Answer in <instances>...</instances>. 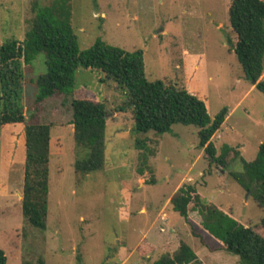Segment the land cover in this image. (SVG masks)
<instances>
[{"label": "rangeland", "instance_id": "374dc122", "mask_svg": "<svg viewBox=\"0 0 264 264\" xmlns=\"http://www.w3.org/2000/svg\"><path fill=\"white\" fill-rule=\"evenodd\" d=\"M67 1L80 51L100 39L127 52H143L149 81L161 80L198 95L211 120L223 108L228 110L212 138L217 154L227 145L246 162L255 158L264 144V96L245 79L229 45L230 39L235 41L228 22L230 0ZM50 2L0 0V44L21 42L33 4L44 7ZM23 69L21 105L28 123L52 125V148L59 152L50 159L46 229L30 227L20 207L21 132L0 127V250L7 264H37L40 258L45 264H151L173 253L183 240L203 264H237V257L172 211L170 199L180 187L194 186L232 222L261 231L263 211L227 175L241 172L240 162L224 173L209 165L193 126L173 125L159 137L149 132L148 146L136 149L141 135L132 126L124 91L100 72L79 68L75 96L104 103L108 131L103 169L76 175V146L67 125L70 98L55 96L36 106L37 90L30 80L45 73L44 55ZM2 95L0 85V111Z\"/></svg>", "mask_w": 264, "mask_h": 264}, {"label": "trees", "instance_id": "16d2710c", "mask_svg": "<svg viewBox=\"0 0 264 264\" xmlns=\"http://www.w3.org/2000/svg\"><path fill=\"white\" fill-rule=\"evenodd\" d=\"M32 13L33 18L21 42L9 40L0 44V85L4 102L0 127L21 132L24 161L20 207L23 219L30 227L46 229L50 159L59 152L52 148V125L29 124L21 105L23 68L31 66L39 54L44 55L46 71L30 80L37 90L34 103L40 107L55 96L70 98L71 118L67 125L72 129L76 146V175L87 176L103 169L108 131L104 103L86 95L75 96L79 89H73L74 76L76 70L82 68L87 72H100L124 91L132 126L141 135L135 141L136 149L143 150L148 146L151 139L145 136L149 132L159 137L169 133L173 125L195 127L199 146L209 165L220 167L224 173L240 162L241 172L229 171L227 175L253 198L264 214V144L259 146L255 158L246 162L237 149L227 145H222L217 154L212 142L227 117L226 108L211 120L205 100L198 95L161 80L149 81L141 51L127 52L100 39L80 51L67 0H51L44 7L33 4ZM227 13L235 36V41L230 39L229 45L245 79L264 96V1L230 0ZM170 204L172 211L184 221L201 228L221 250L237 257V264H264V215L258 232L255 227L232 222L215 205L205 202L197 188L191 185L180 187ZM146 249L153 250L147 245ZM0 264H7L2 250ZM37 264L45 262L40 258ZM151 264L203 263L190 244L183 240L177 250L162 254Z\"/></svg>", "mask_w": 264, "mask_h": 264}, {"label": "crops", "instance_id": "0c3cea01", "mask_svg": "<svg viewBox=\"0 0 264 264\" xmlns=\"http://www.w3.org/2000/svg\"><path fill=\"white\" fill-rule=\"evenodd\" d=\"M226 118H227V117H226ZM225 121H226V119H225ZM225 121H224V122H225ZM223 124H224V123H223ZM106 127H108V124H106ZM221 128H222V127H221Z\"/></svg>", "mask_w": 264, "mask_h": 264}]
</instances>
